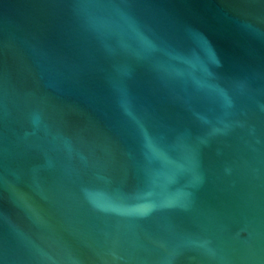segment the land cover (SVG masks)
Listing matches in <instances>:
<instances>
[{"label":"water","instance_id":"95a60500","mask_svg":"<svg viewBox=\"0 0 264 264\" xmlns=\"http://www.w3.org/2000/svg\"><path fill=\"white\" fill-rule=\"evenodd\" d=\"M0 264H264V0H0Z\"/></svg>","mask_w":264,"mask_h":264}]
</instances>
